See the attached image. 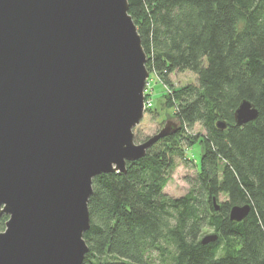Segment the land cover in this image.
<instances>
[{
  "label": "water",
  "instance_id": "95a60500",
  "mask_svg": "<svg viewBox=\"0 0 264 264\" xmlns=\"http://www.w3.org/2000/svg\"><path fill=\"white\" fill-rule=\"evenodd\" d=\"M128 11L127 0H0V264H83L93 180L180 130L169 117L134 141L150 73ZM257 117L243 101L234 124Z\"/></svg>",
  "mask_w": 264,
  "mask_h": 264
},
{
  "label": "trees",
  "instance_id": "16d2710c",
  "mask_svg": "<svg viewBox=\"0 0 264 264\" xmlns=\"http://www.w3.org/2000/svg\"><path fill=\"white\" fill-rule=\"evenodd\" d=\"M127 1L148 73L167 89L177 72L197 83L164 95L177 133L127 162L125 174L93 180L83 264H264V0ZM243 101L258 117L239 127ZM195 125L204 130L201 161L188 159L196 172L189 190L169 197L173 160L197 142ZM235 206L250 207L239 223L228 215ZM206 229L218 238L201 245Z\"/></svg>",
  "mask_w": 264,
  "mask_h": 264
},
{
  "label": "rangeland",
  "instance_id": "374dc122",
  "mask_svg": "<svg viewBox=\"0 0 264 264\" xmlns=\"http://www.w3.org/2000/svg\"><path fill=\"white\" fill-rule=\"evenodd\" d=\"M148 71V70H147ZM149 78L147 84V92L145 94V101L151 104V107L145 109L143 120L134 129V141L137 144L143 143L147 138L156 135L161 129H163L164 123L169 117H175L174 106L171 107L170 103L164 99V95L167 94L168 89L177 90L188 86L189 84H195L196 76L192 72H177L170 76V86L164 87L163 84L156 78L155 74L149 72ZM170 87V88H169ZM191 135L196 136V143L190 147L181 145V149L184 150L183 158H174V169L170 172L167 186L164 189V193L169 197L179 198L185 195L189 190L187 180L195 175V168L192 167L188 159H194L196 163H200L201 149L199 145V136L204 134L202 127L198 125L194 126V129L189 132ZM225 198L220 196L219 201H223ZM4 230V227L0 229V232ZM214 234L211 230L206 229L201 238L206 235Z\"/></svg>",
  "mask_w": 264,
  "mask_h": 264
},
{
  "label": "built area",
  "instance_id": "2783aa9c",
  "mask_svg": "<svg viewBox=\"0 0 264 264\" xmlns=\"http://www.w3.org/2000/svg\"><path fill=\"white\" fill-rule=\"evenodd\" d=\"M147 84H149V83H148V80H147V82H146V84H145L146 86H145V89H144V96H145V94H146V92H147V86H148ZM145 97H146V96H145ZM144 107H146V108L149 107V108H150V107H151V104H150L149 102L144 101Z\"/></svg>",
  "mask_w": 264,
  "mask_h": 264
}]
</instances>
